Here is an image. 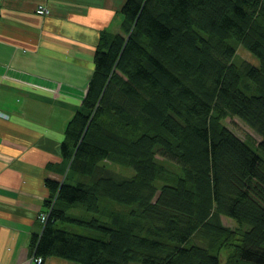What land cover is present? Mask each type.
Returning a JSON list of instances; mask_svg holds the SVG:
<instances>
[{"label": "trees", "instance_id": "1", "mask_svg": "<svg viewBox=\"0 0 264 264\" xmlns=\"http://www.w3.org/2000/svg\"><path fill=\"white\" fill-rule=\"evenodd\" d=\"M122 14L67 125L32 261L264 264V0H126Z\"/></svg>", "mask_w": 264, "mask_h": 264}, {"label": "crops", "instance_id": "2", "mask_svg": "<svg viewBox=\"0 0 264 264\" xmlns=\"http://www.w3.org/2000/svg\"><path fill=\"white\" fill-rule=\"evenodd\" d=\"M126 0H0V264L32 261L31 237L62 180V142L95 54ZM44 4L49 13L40 14Z\"/></svg>", "mask_w": 264, "mask_h": 264}, {"label": "rangeland", "instance_id": "3", "mask_svg": "<svg viewBox=\"0 0 264 264\" xmlns=\"http://www.w3.org/2000/svg\"><path fill=\"white\" fill-rule=\"evenodd\" d=\"M236 52H237L236 53L237 58H242V59L245 58L254 63H257V59L242 46H239ZM224 123L243 139H247L251 141L255 140L256 142L260 140V135L250 125H248L244 120H242L238 116H228L224 119ZM107 164L111 167V169L122 174L130 175L133 174L134 172L132 168L122 166L114 162L107 161ZM224 220L226 221L227 224H234V222L228 218H224ZM47 264H80V263L60 256H53L51 258H48Z\"/></svg>", "mask_w": 264, "mask_h": 264}, {"label": "built area", "instance_id": "4", "mask_svg": "<svg viewBox=\"0 0 264 264\" xmlns=\"http://www.w3.org/2000/svg\"><path fill=\"white\" fill-rule=\"evenodd\" d=\"M37 12L40 13V14H46V13H49L50 12V9L47 6H45L44 4H40L38 6V8H37ZM0 116L7 118L9 116V114L5 110H3V109L0 108ZM41 219L42 220H45L46 219V213H43L42 214ZM32 260H36V258L33 257ZM39 261L40 260H38V262Z\"/></svg>", "mask_w": 264, "mask_h": 264}]
</instances>
